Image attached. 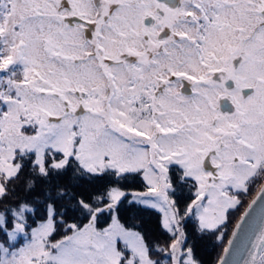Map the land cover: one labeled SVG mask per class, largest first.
Instances as JSON below:
<instances>
[{
  "label": "snow or ice",
  "instance_id": "6c2138e0",
  "mask_svg": "<svg viewBox=\"0 0 264 264\" xmlns=\"http://www.w3.org/2000/svg\"><path fill=\"white\" fill-rule=\"evenodd\" d=\"M206 238L264 264V0H0V264Z\"/></svg>",
  "mask_w": 264,
  "mask_h": 264
},
{
  "label": "trees",
  "instance_id": "16d2710c",
  "mask_svg": "<svg viewBox=\"0 0 264 264\" xmlns=\"http://www.w3.org/2000/svg\"><path fill=\"white\" fill-rule=\"evenodd\" d=\"M254 195V192L251 193L244 201V205H242L238 211L232 214L231 220L228 224V233L230 234L231 228L233 224L235 223V220L239 217L240 213L243 211L244 206H246L247 201L251 199V196ZM143 219L141 220V223L143 225L142 230L148 231L151 229H154V220L156 219L155 213H149L145 212L142 214ZM128 223H131V221H128ZM228 236L226 235L224 240L225 243L227 241ZM222 248V245L216 244L211 239H205L200 241V245L196 250V255L199 259L204 261V264H215V260Z\"/></svg>",
  "mask_w": 264,
  "mask_h": 264
}]
</instances>
